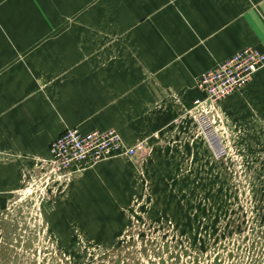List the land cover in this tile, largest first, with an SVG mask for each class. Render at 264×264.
I'll return each instance as SVG.
<instances>
[{
	"label": "rangeland",
	"instance_id": "rangeland-1",
	"mask_svg": "<svg viewBox=\"0 0 264 264\" xmlns=\"http://www.w3.org/2000/svg\"><path fill=\"white\" fill-rule=\"evenodd\" d=\"M111 2L69 8L44 31L82 33L93 47L97 40L110 49L100 56L109 61L112 45L124 39H112L111 24L91 18L110 15ZM245 86L218 102L215 118L181 101L162 127L151 131L154 124L141 121V135L132 143L122 138L133 155L67 178L40 166L49 150L13 147L0 127V264H264V129L245 127L252 121L243 120V100L225 104ZM159 109L166 105L154 103ZM87 110L126 123L122 105L89 103Z\"/></svg>",
	"mask_w": 264,
	"mask_h": 264
},
{
	"label": "crops",
	"instance_id": "crops-1",
	"mask_svg": "<svg viewBox=\"0 0 264 264\" xmlns=\"http://www.w3.org/2000/svg\"><path fill=\"white\" fill-rule=\"evenodd\" d=\"M89 1L0 0V56L7 57L0 61V127L11 146L47 151L67 128L110 126L132 143L141 121L160 128L175 117L176 103L203 96L195 83L201 72L242 48H264V0H112L110 15L91 18L111 24L112 39H124L122 47L112 43L113 57L104 62L100 56L110 49H99V41L93 47L82 33L44 31L57 14ZM242 100L243 120L252 121L245 127L264 129V68L225 104ZM89 103L122 105L126 123H114L109 113L104 121L89 116ZM154 103L166 110H153Z\"/></svg>",
	"mask_w": 264,
	"mask_h": 264
},
{
	"label": "built area",
	"instance_id": "built-area-1",
	"mask_svg": "<svg viewBox=\"0 0 264 264\" xmlns=\"http://www.w3.org/2000/svg\"><path fill=\"white\" fill-rule=\"evenodd\" d=\"M262 68L264 50L253 47H245L217 63L200 75L197 87L203 96L193 101L192 111L206 117L211 114L215 118L218 102L244 87ZM208 124L211 126L209 120ZM48 150L50 159L40 166L59 178L135 152L134 146L127 145L114 129L81 132L77 128L65 129L51 141Z\"/></svg>",
	"mask_w": 264,
	"mask_h": 264
},
{
	"label": "flooded vegetation",
	"instance_id": "flooded-vegetation-1",
	"mask_svg": "<svg viewBox=\"0 0 264 264\" xmlns=\"http://www.w3.org/2000/svg\"><path fill=\"white\" fill-rule=\"evenodd\" d=\"M245 264H251L250 262H248V258H246Z\"/></svg>",
	"mask_w": 264,
	"mask_h": 264
}]
</instances>
